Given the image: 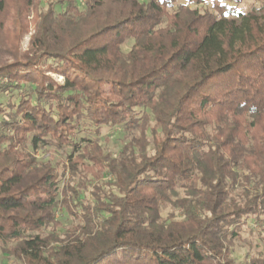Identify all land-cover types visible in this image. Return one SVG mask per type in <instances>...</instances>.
<instances>
[{
    "label": "trees",
    "instance_id": "1",
    "mask_svg": "<svg viewBox=\"0 0 264 264\" xmlns=\"http://www.w3.org/2000/svg\"><path fill=\"white\" fill-rule=\"evenodd\" d=\"M234 1L0 0L3 255L237 264L264 217V0ZM105 127L127 130L117 155L80 137ZM49 149L71 150L68 181Z\"/></svg>",
    "mask_w": 264,
    "mask_h": 264
},
{
    "label": "rangeland",
    "instance_id": "2",
    "mask_svg": "<svg viewBox=\"0 0 264 264\" xmlns=\"http://www.w3.org/2000/svg\"><path fill=\"white\" fill-rule=\"evenodd\" d=\"M85 0H77L79 5H83ZM234 5L237 6L241 11L248 12L252 8L257 7L259 4V0H235ZM60 8V6H58ZM33 33L26 35L22 41V48L26 50L30 41V37ZM133 45V41H129L126 46L123 47L124 52H128ZM54 78L58 82H63V77L54 76ZM6 79H0V83H5ZM28 87L31 84H27ZM10 97L8 95H0V102L6 104ZM15 100V99H14ZM84 136H97L101 140V143L106 148L108 152H111L114 155H117L121 149L123 143L127 140L128 133L127 130L116 127L109 128L105 127L102 129L100 134L95 133H81L80 137ZM71 150L66 149L64 151H56L53 149L49 150H41L36 153L37 158L40 161H51L55 167H57L60 171V175L62 178L64 177L65 181L70 179V172L68 170V156L70 155ZM107 181H110V177L107 178ZM164 216H168L170 214H175L176 218H182V216L178 213L177 210H174L171 207L165 208L163 210ZM57 218L61 222L63 228H67L72 225L73 221L69 217V215L62 210L57 212ZM249 228L245 229L243 233V239L239 241L234 247L233 256L235 257L237 264H250L249 258L257 257L260 254L264 253V217L258 218L257 220H249L248 221ZM62 228V229H63ZM246 261H248L246 263ZM0 264H19L13 258L8 257L7 255H3L0 252Z\"/></svg>",
    "mask_w": 264,
    "mask_h": 264
}]
</instances>
